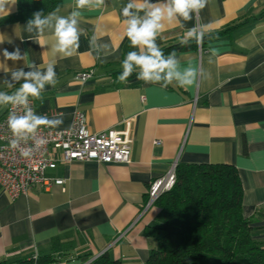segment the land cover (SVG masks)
Here are the masks:
<instances>
[{
  "label": "crops",
  "instance_id": "obj_1",
  "mask_svg": "<svg viewBox=\"0 0 264 264\" xmlns=\"http://www.w3.org/2000/svg\"><path fill=\"white\" fill-rule=\"evenodd\" d=\"M60 1L59 15L79 12L78 47L71 56L55 52L51 26L37 34L26 31L27 21L0 24V91L19 87L5 84L12 70L29 71L25 61H5L3 50L20 47L37 70L54 64L55 87L46 86L42 99L29 97L36 114L63 119L52 129L69 128L79 112L92 132H125L130 161L58 164L45 178L64 179L62 186L38 185L14 199L0 186V264H34V257L46 264H87L101 255L120 264H145L155 245L149 231L163 214L155 203L146 207L147 189L175 162L233 165L242 213L252 220L254 238L264 241V19L225 31L264 10V0H206L191 20L164 21L156 41L160 48L185 39L194 26L204 35L225 31L206 39L201 49L176 53L183 67L201 73L190 87L145 83L136 71L116 84L111 72L123 70L126 54L138 51L130 46L122 15L129 0H104L99 7ZM135 2L141 7L144 0ZM17 5V0L6 5L9 14L0 18L14 14ZM87 70L92 78L77 79Z\"/></svg>",
  "mask_w": 264,
  "mask_h": 264
},
{
  "label": "trees",
  "instance_id": "obj_2",
  "mask_svg": "<svg viewBox=\"0 0 264 264\" xmlns=\"http://www.w3.org/2000/svg\"><path fill=\"white\" fill-rule=\"evenodd\" d=\"M14 14L0 18V24L28 21L36 11L60 7V0H17ZM264 19V10L243 18L225 31ZM224 30L204 35L197 43L178 40L161 49L164 55L203 48L205 40ZM121 71L111 72L116 84ZM134 72L132 73V75ZM131 75V76H132ZM129 76V77H131ZM173 187L161 194L155 204L162 209V222L151 228L155 242L145 264H264V241L253 236L252 220L242 213V187L238 172L226 163L177 164ZM34 264L40 262L38 257ZM87 264H120L106 255Z\"/></svg>",
  "mask_w": 264,
  "mask_h": 264
},
{
  "label": "clouds",
  "instance_id": "obj_3",
  "mask_svg": "<svg viewBox=\"0 0 264 264\" xmlns=\"http://www.w3.org/2000/svg\"><path fill=\"white\" fill-rule=\"evenodd\" d=\"M16 0H0V14L8 15L9 9L6 5H14ZM77 7H84L88 4H95L97 7L104 4V0H76ZM206 0H161L154 4L152 0H144L141 7H137L135 0L122 9L125 17L126 36L130 41V46L138 51H130L121 61L122 73L118 76L120 81H126L134 71L137 72V79L145 83L161 84L163 87L175 84L179 87H190L197 82L201 75L196 67H183L173 51L167 56L157 44V37L164 29V21L171 23L181 20L189 21L194 13H199L205 7ZM59 6L48 13L36 11L32 18L26 22V31L43 34L46 26H51L55 36L53 50L65 56H71L79 45L80 30L78 28L79 12L73 11L68 16L59 15ZM143 12V15L140 13ZM54 22V23H53ZM184 27L183 24L180 25ZM204 33L195 26L188 29L182 44H187L189 40H196L199 43L203 39ZM104 49L108 45H102ZM5 61L10 60L14 64L25 61L29 71L24 68H17L10 73V80H6L7 87H13V82L19 83L15 91L9 93L0 91V107L14 105L23 107V114L17 115L9 112L7 123L13 139L9 141L11 149L18 150L22 157L31 158L34 151L30 147L21 149L20 143L27 142L30 137L35 138L39 129L43 126L57 128L63 123L62 118H49L46 115H38L29 106V97L42 99V93L46 86L55 87L57 83L55 65L49 63L43 70H37L34 62H28V53L21 51L20 47H15L12 52L3 50ZM20 81H23L20 83ZM46 140L41 137L35 142V148L39 150Z\"/></svg>",
  "mask_w": 264,
  "mask_h": 264
},
{
  "label": "built area",
  "instance_id": "obj_4",
  "mask_svg": "<svg viewBox=\"0 0 264 264\" xmlns=\"http://www.w3.org/2000/svg\"><path fill=\"white\" fill-rule=\"evenodd\" d=\"M201 49V48H199ZM82 82L93 77V71L76 74ZM29 106L34 109V101L29 98ZM23 114V107L8 105L0 115V186L12 198L27 195L34 187L62 186L64 179L47 181L45 171L58 164L73 161H94L97 163H128L130 161V141L125 132L108 128L92 132L86 125L82 113H75L72 125L66 129H52L43 126L27 142H21V149L32 148L31 158H24L18 150L11 149L9 141L14 137L8 128L9 112ZM43 137L46 143L37 150L35 142ZM176 162L172 163L162 177L150 182L147 189L146 207L154 204L158 197L169 191L175 182ZM35 259V257H34Z\"/></svg>",
  "mask_w": 264,
  "mask_h": 264
}]
</instances>
